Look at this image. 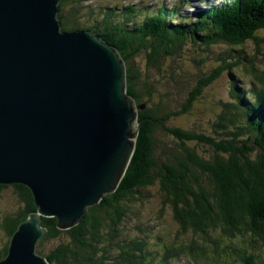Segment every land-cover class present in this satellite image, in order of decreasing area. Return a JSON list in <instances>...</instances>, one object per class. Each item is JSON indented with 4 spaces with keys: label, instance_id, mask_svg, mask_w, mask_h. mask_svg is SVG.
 I'll return each instance as SVG.
<instances>
[{
    "label": "trees",
    "instance_id": "trees-1",
    "mask_svg": "<svg viewBox=\"0 0 264 264\" xmlns=\"http://www.w3.org/2000/svg\"><path fill=\"white\" fill-rule=\"evenodd\" d=\"M155 1L151 10L136 2H60L63 32L88 31L123 60L139 132L114 193L87 208L71 229L60 230L56 218L42 219L47 234L36 253L49 264H218L206 245L220 254L214 238L264 246V0H233L196 20L182 14L180 2L168 0L169 9L166 0ZM225 77L231 101L222 102L210 129L177 125ZM9 187L17 207L0 213V260L38 210L24 185H0V195ZM154 200L159 207L147 219L150 212L143 210Z\"/></svg>",
    "mask_w": 264,
    "mask_h": 264
},
{
    "label": "water",
    "instance_id": "water-1",
    "mask_svg": "<svg viewBox=\"0 0 264 264\" xmlns=\"http://www.w3.org/2000/svg\"><path fill=\"white\" fill-rule=\"evenodd\" d=\"M60 2L0 0V185L28 187L38 209L0 264H49L36 253L42 219L76 226L118 189L135 152L124 62L86 31L63 32Z\"/></svg>",
    "mask_w": 264,
    "mask_h": 264
},
{
    "label": "rangeland",
    "instance_id": "rangeland-1",
    "mask_svg": "<svg viewBox=\"0 0 264 264\" xmlns=\"http://www.w3.org/2000/svg\"><path fill=\"white\" fill-rule=\"evenodd\" d=\"M112 2L114 4H125V3L136 4V3H144L145 1L141 2L140 0H115V1L112 0ZM170 2L171 1L166 0L165 5L168 6ZM214 4H219V1H214ZM100 5L102 6V4H96V5L93 4L94 7L99 6L101 8ZM146 6H148L147 8H149V10H151L152 7H150V6H152V4L146 5ZM193 11H194V9L191 10V12H193ZM149 12L151 13L152 11H149ZM59 14H60V11H59ZM132 17L134 18L135 16L132 15ZM190 17H192V16L189 14V18ZM79 32H82V31H79ZM86 32H88V31H86ZM67 33H74V32H67ZM88 33H90V32H88ZM91 36H93V35L91 34ZM218 51H219V49L217 47L212 49L213 54L218 52ZM211 66H213V65H211ZM211 66H202V68H203L202 72L205 71L206 69H209L208 71L203 72V73H209L211 70L210 69ZM203 75H207V74H203ZM246 79L241 78L244 86L248 85L249 79L248 80H246ZM187 80H189V79H187ZM192 83H194V82H192ZM245 83H247V84H245ZM208 89L205 90L203 97H201L199 99V102H198L199 104L194 105L195 106L194 107V114H191L188 117H185L183 119L177 120L176 121L177 125L192 128V129L197 130V131H204V132L210 129L209 123L213 119V116L222 110V107H223L222 102H228L229 100L231 101V99H230L231 98V94H230L231 87H230V83H229L227 77H225V78H221V79L215 81L214 83H212L211 87H209ZM197 145L199 146L198 147L199 150H201L202 152H207V149H208L207 146H202L200 144H197ZM150 193L154 194L155 196H158L154 190H151ZM16 199L17 198L15 196V190L12 187L4 189V191L0 195V213L10 212V211L15 210V208L17 207V200ZM158 207H159V201L154 200V202H152L150 205L149 211L143 210V212H150V216L148 215V213H146L145 218L151 219L153 217L152 216L153 213H151V212H153L154 209H157ZM151 225L156 226L157 224L152 223ZM253 239H255V238H253ZM211 242L218 243L217 249L220 250V254H222V256L220 254H216L214 252L216 246H214L211 243H206V245L209 248L208 253L210 254V259L213 257L216 259V261L219 260L220 262L218 264H231L232 260H226L225 259L226 257H229V258L231 257L235 261V258H237V255L230 253L232 250H231L229 244L227 243V241L224 243L223 242L221 243V242L217 241L216 238H214V241H211ZM234 242L236 244L237 243L239 244L238 239H235ZM0 244H1V242H0ZM251 244H253V243H251ZM246 246H249V245L246 244ZM238 247L240 249V247H242V245L239 244ZM255 248L257 251L261 252V254H263V256H264V249H263L262 245H257V246H255ZM213 255H216L217 257H215ZM227 261H229V263H227ZM251 262H252V260L250 258L249 260L247 259L245 261V264L246 263L251 264ZM213 263L214 262H211V264H213ZM180 264H184V263L182 262ZM185 264H190V263L187 261V262H185ZM236 264H241L240 260L237 261Z\"/></svg>",
    "mask_w": 264,
    "mask_h": 264
},
{
    "label": "bare ground",
    "instance_id": "bare-ground-1",
    "mask_svg": "<svg viewBox=\"0 0 264 264\" xmlns=\"http://www.w3.org/2000/svg\"><path fill=\"white\" fill-rule=\"evenodd\" d=\"M58 21H59V19H58ZM60 23V22H59ZM76 32V31H75ZM103 40V39H102ZM111 46V45H110Z\"/></svg>",
    "mask_w": 264,
    "mask_h": 264
},
{
    "label": "clouds",
    "instance_id": "clouds-1",
    "mask_svg": "<svg viewBox=\"0 0 264 264\" xmlns=\"http://www.w3.org/2000/svg\"><path fill=\"white\" fill-rule=\"evenodd\" d=\"M248 241V240H247Z\"/></svg>",
    "mask_w": 264,
    "mask_h": 264
}]
</instances>
